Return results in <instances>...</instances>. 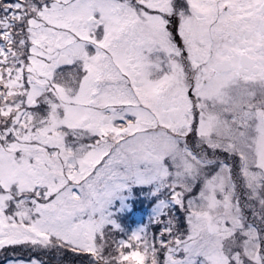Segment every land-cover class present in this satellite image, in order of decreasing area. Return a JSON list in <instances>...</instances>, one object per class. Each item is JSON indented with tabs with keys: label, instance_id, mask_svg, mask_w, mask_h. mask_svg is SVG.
Returning <instances> with one entry per match:
<instances>
[{
	"label": "snow or ice",
	"instance_id": "6c2138e0",
	"mask_svg": "<svg viewBox=\"0 0 264 264\" xmlns=\"http://www.w3.org/2000/svg\"><path fill=\"white\" fill-rule=\"evenodd\" d=\"M4 253L264 264V0H0Z\"/></svg>",
	"mask_w": 264,
	"mask_h": 264
},
{
	"label": "rangeland",
	"instance_id": "374dc122",
	"mask_svg": "<svg viewBox=\"0 0 264 264\" xmlns=\"http://www.w3.org/2000/svg\"><path fill=\"white\" fill-rule=\"evenodd\" d=\"M149 207L150 205L147 201L137 203L135 212L128 215L125 219H123L122 222L125 225V227L127 229H135L138 226L144 224L148 217ZM10 258L12 257L7 253L0 254V264H4V261Z\"/></svg>",
	"mask_w": 264,
	"mask_h": 264
}]
</instances>
